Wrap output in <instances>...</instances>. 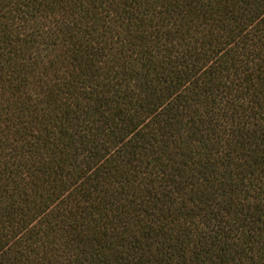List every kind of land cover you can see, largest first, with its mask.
Wrapping results in <instances>:
<instances>
[{"label":"trees","instance_id":"trees-1","mask_svg":"<svg viewBox=\"0 0 264 264\" xmlns=\"http://www.w3.org/2000/svg\"><path fill=\"white\" fill-rule=\"evenodd\" d=\"M0 264H264V0H0Z\"/></svg>","mask_w":264,"mask_h":264}]
</instances>
